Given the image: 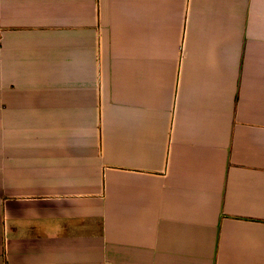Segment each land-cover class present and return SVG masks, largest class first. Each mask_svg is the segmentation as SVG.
Instances as JSON below:
<instances>
[{
    "label": "crops",
    "instance_id": "1",
    "mask_svg": "<svg viewBox=\"0 0 264 264\" xmlns=\"http://www.w3.org/2000/svg\"><path fill=\"white\" fill-rule=\"evenodd\" d=\"M0 264H264V0H0Z\"/></svg>",
    "mask_w": 264,
    "mask_h": 264
}]
</instances>
